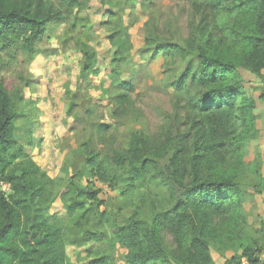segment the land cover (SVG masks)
Listing matches in <instances>:
<instances>
[{
  "label": "trees",
  "instance_id": "16d2710c",
  "mask_svg": "<svg viewBox=\"0 0 264 264\" xmlns=\"http://www.w3.org/2000/svg\"><path fill=\"white\" fill-rule=\"evenodd\" d=\"M180 1L201 14L188 40L160 38L153 9H147L144 25L142 52L163 53L178 64L168 83L186 96L188 109L187 129L159 147L151 148L143 133L132 131L121 152L100 157L90 135L75 153L83 164L66 178H50L14 138L16 104L0 80V264H70L68 246L91 257L88 264H113L118 249L125 251L127 264H213V252L222 264H241L242 259L264 264L259 256L264 219L248 225L243 209L248 196L240 185L248 166L245 146L259 132L251 92L264 103V0ZM85 8L81 0H0V61L17 45L33 54L49 23L65 22ZM143 8L142 0H118L108 12L113 28L105 40L113 58L104 93L117 91L109 97L116 109L129 103L131 81L123 78L132 58L129 31L134 12ZM75 42L84 61L76 78L79 88L99 73L98 52L81 38ZM92 113L88 110L89 117ZM107 128L92 124L96 133ZM227 156L234 160L229 166ZM250 172L255 192L264 194V151L255 155ZM148 173L173 195V208L165 213L153 212L139 195ZM84 179L117 190L127 202L122 208L132 209L130 216L110 217L99 210L98 191L83 185ZM57 199L68 219L80 214L74 224L49 216ZM161 229L172 235L175 251L165 247ZM96 238L102 244L91 251L89 241Z\"/></svg>",
  "mask_w": 264,
  "mask_h": 264
},
{
  "label": "rangeland",
  "instance_id": "374dc122",
  "mask_svg": "<svg viewBox=\"0 0 264 264\" xmlns=\"http://www.w3.org/2000/svg\"><path fill=\"white\" fill-rule=\"evenodd\" d=\"M81 1L86 5L85 9L79 13L73 11L65 22L48 24L33 54H28L17 45L3 54L0 61V80L14 98L18 113L14 138L50 178H66L83 164L84 161L75 153L90 135L100 157H109L113 151L121 152L128 144L132 131L143 133L149 146L155 148L187 129L186 96L178 92L171 81L168 83L179 71L178 64L164 59L163 53L151 55L142 52L144 25L149 12L147 9H153L159 21L160 38L186 41L199 23L201 14L194 11L190 3L180 0H142L144 8L134 12V25L129 31L133 46L131 65L123 73V78L131 81L129 103L116 109L109 97L117 91L112 89L107 94L104 91L110 85L108 74L113 58L105 40L113 28V25H109L108 12L118 0ZM148 1L152 3L145 8ZM123 18L126 23L128 17L124 14ZM66 32L69 41L64 44L62 37ZM76 38H81L98 52L96 67L99 73L88 77L87 82L79 88L76 78L84 61L77 53L80 46L76 44ZM172 60L179 61V57ZM251 93L256 99L259 132L245 146L243 160L248 166L240 180L248 196L243 205L248 215V225L264 219V194L255 192L254 185L250 183V166L255 155L264 151V103L257 99L256 92ZM90 109L93 110L91 117L88 114ZM111 112L116 113L115 117L111 116ZM93 123L108 128L96 133L92 129ZM232 158L226 157L228 166L234 161ZM81 182L83 185L91 184L98 191L96 205L99 210H105L110 217L130 216L132 209L122 208L127 202L118 195L117 190L96 179ZM2 189L6 191V188ZM139 195L157 214L173 208L171 191L153 173L147 174L139 188ZM121 208L123 210L120 211ZM79 215L68 219L65 205L59 199L53 202L49 210L52 219L57 218L67 225L74 224ZM160 234L165 247L175 251L176 245L170 232L161 229ZM101 244L99 238L89 241L91 251ZM66 254L70 264H88L91 259L83 250L73 246L67 247ZM259 256L264 261V250ZM124 257L125 251L118 249L113 264H127ZM212 259L213 264H222L216 252L212 253Z\"/></svg>",
  "mask_w": 264,
  "mask_h": 264
},
{
  "label": "built area",
  "instance_id": "2783aa9c",
  "mask_svg": "<svg viewBox=\"0 0 264 264\" xmlns=\"http://www.w3.org/2000/svg\"><path fill=\"white\" fill-rule=\"evenodd\" d=\"M2 187H3V188H6V189L8 188V187L5 186V185H3ZM241 264H246V261H245L244 259H242V260H241Z\"/></svg>",
  "mask_w": 264,
  "mask_h": 264
}]
</instances>
